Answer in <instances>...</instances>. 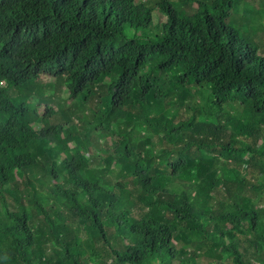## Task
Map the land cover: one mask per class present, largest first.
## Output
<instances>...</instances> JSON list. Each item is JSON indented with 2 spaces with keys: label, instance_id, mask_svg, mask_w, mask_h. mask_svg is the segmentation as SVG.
<instances>
[{
  "label": "trees",
  "instance_id": "1",
  "mask_svg": "<svg viewBox=\"0 0 264 264\" xmlns=\"http://www.w3.org/2000/svg\"><path fill=\"white\" fill-rule=\"evenodd\" d=\"M241 1L0 0V264H264V56ZM172 69L240 115L201 121Z\"/></svg>",
  "mask_w": 264,
  "mask_h": 264
},
{
  "label": "rangeland",
  "instance_id": "2",
  "mask_svg": "<svg viewBox=\"0 0 264 264\" xmlns=\"http://www.w3.org/2000/svg\"><path fill=\"white\" fill-rule=\"evenodd\" d=\"M253 1L254 0H247V1L242 0L238 4L239 7L234 9L235 16L237 17L236 26L238 27V25H239V26L243 27L240 34L244 38H246L247 36H251L255 39L256 43L259 40L257 43L259 45L258 46L259 47L258 55L264 56V32H263L264 31V9H262L260 6L258 8H255V3ZM155 14L160 15L159 13H155ZM254 16L256 18H253ZM246 23H247V25H246ZM254 25H255V28H253ZM259 28L263 29V31L260 29V32H259V36L262 39H258L257 35L255 34L256 31L259 30ZM249 31L251 32V34L249 33ZM160 77L162 78L166 88H185L187 93H191V97H190L191 106L194 107V102L198 103L197 108L204 110V113L207 115V116L204 115V117L201 119V121L212 122L215 119L223 118V116H220V115L229 114V113L235 114L237 117L240 115L238 111H235V107H238V105L224 103V105L222 107L219 106L217 104L219 102V99L215 96L211 87H206V86L198 87L194 84L191 86H185L184 87V85H180L179 82H176V81H178V79H177V75L173 69L167 70L164 73H161ZM49 92L51 93V91H49ZM98 103H100V100L96 98V100L93 103L95 111H100V110H98L99 109ZM76 104H78V103H76ZM187 107L188 106H185L184 109H186ZM178 109H179V106L177 104H174L173 108L168 110L167 116L173 117L174 114H178L179 113V112H177ZM173 112H177V113H173ZM180 118L181 117L178 114L176 121H178ZM92 120H93V122H95L94 119H92ZM175 124H176V126H174V128H176V130L172 129L171 131H169V130H166L164 128V129H162L163 134L164 135H167V134L180 135V137H181L182 134L192 133V129L189 126L183 125V126L179 127L178 122H176ZM244 139L245 138L240 137V140H244ZM106 141L107 140H103V143H105ZM218 142H220V141H218ZM259 146H260V143H258V147ZM163 147L164 148L171 147L170 142L165 140L163 143ZM238 147L242 148L243 142H240ZM207 148L202 149L204 154H206L208 152ZM263 148H264V146H263ZM156 149L160 150V147L157 146ZM259 183L263 184L264 181L262 183L261 182H259Z\"/></svg>",
  "mask_w": 264,
  "mask_h": 264
},
{
  "label": "clouds",
  "instance_id": "3",
  "mask_svg": "<svg viewBox=\"0 0 264 264\" xmlns=\"http://www.w3.org/2000/svg\"><path fill=\"white\" fill-rule=\"evenodd\" d=\"M228 104H235V105H237L236 103H231V102L228 103ZM237 110H238L237 107H235V111H237ZM243 138H245V139L244 140H241V142H243V146H245L247 144V142H249V140L251 139V137L250 138L243 137ZM262 139L264 140V128H263V130L261 132V136L258 139V141H257V138H253V146L255 145V148L256 149H263V146H264L263 142L264 141ZM258 143H260V146L259 147H258Z\"/></svg>",
  "mask_w": 264,
  "mask_h": 264
}]
</instances>
